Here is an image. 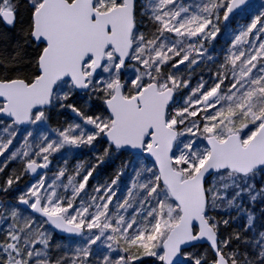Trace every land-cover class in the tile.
<instances>
[{
  "label": "snow or ice",
  "instance_id": "snow-or-ice-1",
  "mask_svg": "<svg viewBox=\"0 0 264 264\" xmlns=\"http://www.w3.org/2000/svg\"><path fill=\"white\" fill-rule=\"evenodd\" d=\"M0 264H264V0H0Z\"/></svg>",
  "mask_w": 264,
  "mask_h": 264
},
{
  "label": "trees",
  "instance_id": "trees-1",
  "mask_svg": "<svg viewBox=\"0 0 264 264\" xmlns=\"http://www.w3.org/2000/svg\"><path fill=\"white\" fill-rule=\"evenodd\" d=\"M63 119V117H61ZM84 159H88L87 156L83 157ZM115 163H119L118 161ZM115 164L109 166V165H104L101 167L100 172H101V177L104 178V174H112L114 170ZM95 175V174H94ZM90 184H94V181H90Z\"/></svg>",
  "mask_w": 264,
  "mask_h": 264
},
{
  "label": "rangeland",
  "instance_id": "rangeland-1",
  "mask_svg": "<svg viewBox=\"0 0 264 264\" xmlns=\"http://www.w3.org/2000/svg\"><path fill=\"white\" fill-rule=\"evenodd\" d=\"M259 2V0L257 1ZM239 23H243V21H239ZM221 43H223V37H221ZM112 174H104V179H107L108 177H110ZM95 183V181H94Z\"/></svg>",
  "mask_w": 264,
  "mask_h": 264
},
{
  "label": "water",
  "instance_id": "water-1",
  "mask_svg": "<svg viewBox=\"0 0 264 264\" xmlns=\"http://www.w3.org/2000/svg\"><path fill=\"white\" fill-rule=\"evenodd\" d=\"M258 1V0H257Z\"/></svg>",
  "mask_w": 264,
  "mask_h": 264
}]
</instances>
